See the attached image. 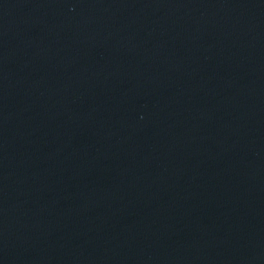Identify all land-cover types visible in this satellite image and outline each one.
Here are the masks:
<instances>
[{
    "label": "water",
    "instance_id": "water-1",
    "mask_svg": "<svg viewBox=\"0 0 264 264\" xmlns=\"http://www.w3.org/2000/svg\"><path fill=\"white\" fill-rule=\"evenodd\" d=\"M0 264H264V0H0Z\"/></svg>",
    "mask_w": 264,
    "mask_h": 264
}]
</instances>
